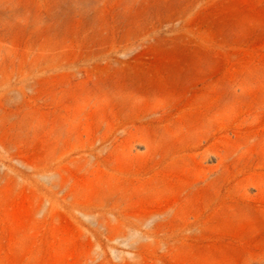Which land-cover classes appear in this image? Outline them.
<instances>
[{
	"label": "rangeland",
	"instance_id": "374dc122",
	"mask_svg": "<svg viewBox=\"0 0 264 264\" xmlns=\"http://www.w3.org/2000/svg\"><path fill=\"white\" fill-rule=\"evenodd\" d=\"M0 264H264V0H0Z\"/></svg>",
	"mask_w": 264,
	"mask_h": 264
}]
</instances>
